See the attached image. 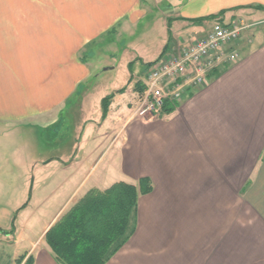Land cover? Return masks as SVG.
Instances as JSON below:
<instances>
[{
  "label": "crops",
  "instance_id": "0c3cea01",
  "mask_svg": "<svg viewBox=\"0 0 264 264\" xmlns=\"http://www.w3.org/2000/svg\"><path fill=\"white\" fill-rule=\"evenodd\" d=\"M217 18L262 23L170 114L129 121L126 83L97 124L112 125L102 153L120 141L113 165L89 184V115L104 96L88 87L93 47L140 28L126 64L139 59L144 81ZM75 108L74 142L59 133ZM142 178L151 191L106 264H264V0H0V264H59L47 230L90 189Z\"/></svg>",
  "mask_w": 264,
  "mask_h": 264
},
{
  "label": "trees",
  "instance_id": "16d2710c",
  "mask_svg": "<svg viewBox=\"0 0 264 264\" xmlns=\"http://www.w3.org/2000/svg\"><path fill=\"white\" fill-rule=\"evenodd\" d=\"M142 88V83L135 84L137 93ZM124 90L125 87L116 90L101 100L103 120L113 97ZM173 111L174 106L163 107V114ZM150 191L146 178L140 179L137 185L116 182L102 191H87L45 233V242L56 261L59 264H106L133 234L137 200Z\"/></svg>",
  "mask_w": 264,
  "mask_h": 264
},
{
  "label": "built area",
  "instance_id": "2783aa9c",
  "mask_svg": "<svg viewBox=\"0 0 264 264\" xmlns=\"http://www.w3.org/2000/svg\"><path fill=\"white\" fill-rule=\"evenodd\" d=\"M260 23L238 20L229 25L217 18L204 36L195 39L179 54L162 55L148 68L142 91L137 93L128 119L164 116L166 104L175 109L185 92L203 87L213 72L237 59L238 53L232 45L242 33L255 29Z\"/></svg>",
  "mask_w": 264,
  "mask_h": 264
},
{
  "label": "rangeland",
  "instance_id": "374dc122",
  "mask_svg": "<svg viewBox=\"0 0 264 264\" xmlns=\"http://www.w3.org/2000/svg\"><path fill=\"white\" fill-rule=\"evenodd\" d=\"M257 22H261V21H257ZM140 33H141L140 28L137 30L133 29L131 31L129 30L122 31L120 36H115V37L113 32H111L106 35V41H105L106 44L104 46L93 47L92 58L94 65V69H93L94 75L89 79L88 87L97 90L98 92L103 94L104 95L103 98H104L107 95L113 94L115 92L114 90L116 89L119 90L122 87H124L126 83L132 85L137 82L142 83L143 72L142 71L140 72V66L138 64L139 59H137L135 62L126 64V62H128L129 60L128 48H130L131 45L138 43V40L140 38ZM107 66H113V67L115 66V68L104 71L103 69L106 68ZM143 67L144 66L142 65V68ZM130 74H135V76L130 79ZM128 97H129L128 95L123 96V98H126L127 100ZM132 105L133 104L130 105L131 107L129 110H131ZM79 114L80 111H78L76 108L73 109L72 111H67L66 116L64 114L63 123H62L63 126L61 132L59 133L71 137L72 140L74 137V142L78 140L77 136L79 135L76 131L77 130L76 127L77 125L79 126L82 125V120L80 119ZM89 120L92 125V129L90 131V144L88 147L90 151L91 160L89 163L90 168L88 170L89 176L87 181L89 184H91V182H93L97 178L101 179L107 173L106 171L110 169L109 167L113 165L112 162L114 159V154L117 151L118 143L120 141H117L116 146L112 148L110 151L108 149L106 153H102V151L107 145V142L105 141V134H108V132H110V130L112 129V125L111 123H108V125L106 124L100 126L97 125V124H101L100 122L103 121L101 103L98 102L95 106L92 104ZM135 120L146 121L143 119H134L129 121H135ZM94 122L97 123L95 124ZM123 128H124V124L120 126L119 131H121V129ZM44 133L45 132L43 130L44 136L46 137L50 136V132H46L45 134ZM51 139H52V134H51ZM103 141H105V143H103V145L99 147V144L102 143ZM52 158H53V153L51 152H47L46 157H44L45 160H51ZM91 167L93 168L91 169ZM99 185L103 186L102 183H100Z\"/></svg>",
  "mask_w": 264,
  "mask_h": 264
},
{
  "label": "water",
  "instance_id": "95a60500",
  "mask_svg": "<svg viewBox=\"0 0 264 264\" xmlns=\"http://www.w3.org/2000/svg\"><path fill=\"white\" fill-rule=\"evenodd\" d=\"M104 70H107V69H104Z\"/></svg>",
  "mask_w": 264,
  "mask_h": 264
}]
</instances>
